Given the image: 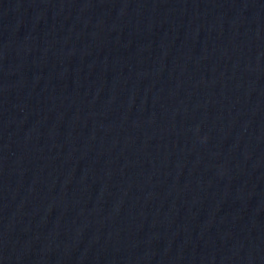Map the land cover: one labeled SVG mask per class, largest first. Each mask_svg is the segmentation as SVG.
Here are the masks:
<instances>
[{
	"label": "water",
	"instance_id": "obj_1",
	"mask_svg": "<svg viewBox=\"0 0 264 264\" xmlns=\"http://www.w3.org/2000/svg\"><path fill=\"white\" fill-rule=\"evenodd\" d=\"M0 264H264V0H0Z\"/></svg>",
	"mask_w": 264,
	"mask_h": 264
}]
</instances>
